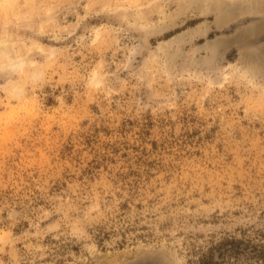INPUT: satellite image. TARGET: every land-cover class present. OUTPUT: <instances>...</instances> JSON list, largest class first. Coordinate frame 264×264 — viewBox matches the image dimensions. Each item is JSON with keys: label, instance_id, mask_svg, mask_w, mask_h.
I'll return each instance as SVG.
<instances>
[{"label": "rangeland", "instance_id": "obj_1", "mask_svg": "<svg viewBox=\"0 0 264 264\" xmlns=\"http://www.w3.org/2000/svg\"><path fill=\"white\" fill-rule=\"evenodd\" d=\"M0 264H264V0H0Z\"/></svg>", "mask_w": 264, "mask_h": 264}]
</instances>
